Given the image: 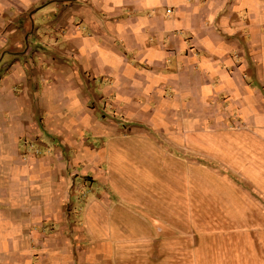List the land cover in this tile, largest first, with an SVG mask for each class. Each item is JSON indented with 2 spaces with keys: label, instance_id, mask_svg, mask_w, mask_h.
Here are the masks:
<instances>
[{
  "label": "crops",
  "instance_id": "obj_1",
  "mask_svg": "<svg viewBox=\"0 0 264 264\" xmlns=\"http://www.w3.org/2000/svg\"><path fill=\"white\" fill-rule=\"evenodd\" d=\"M0 64V264H264V0H0Z\"/></svg>",
  "mask_w": 264,
  "mask_h": 264
},
{
  "label": "rangeland",
  "instance_id": "obj_2",
  "mask_svg": "<svg viewBox=\"0 0 264 264\" xmlns=\"http://www.w3.org/2000/svg\"><path fill=\"white\" fill-rule=\"evenodd\" d=\"M2 63V62H1ZM1 65V64H0ZM1 68V66H0ZM229 127H231V124H228ZM261 137H264V134L262 136L261 133ZM174 145V144H173ZM177 145V144H176ZM170 146L169 148H164V150H166V152L168 151H174V153H170L169 154H173L175 156V158H178L179 161H182V165L191 166V157L196 158L197 160H199V155L195 154L193 152H191V146ZM167 152V153H168ZM136 156H133L130 158H133L136 160L135 158ZM264 157V156H263ZM68 168V176H69V180H70V184H69V192L72 193L73 196H71V201L72 202V198L74 199L73 204L72 205H68L66 208V213L70 212V208L73 206H77L78 208L81 207H85L88 205L89 202H91L93 199H96V197L98 196V194H103V193H109L107 196L103 194V197L105 198V200H107L108 202L111 201L112 195H110L109 190L107 189L106 185L103 184L97 177H94V175H92V169L90 170V166L89 164H73V163H68L67 164ZM89 167V168H88ZM82 170L84 173H82ZM87 172V173H86ZM78 177V178H77ZM75 179V180H74ZM77 179V180H76ZM169 182L165 181L163 186H169L170 184H168ZM181 189L182 188H187L186 186V180L180 178V183L178 185ZM99 194V198L100 197ZM151 197V196H148ZM152 198V197H151ZM191 196H187V195H179V204L182 205L183 203L187 204L189 201H191ZM149 203V202H147ZM170 203L176 204V200L173 202L171 201ZM152 204V203H150ZM140 213H143L146 215V213L144 211H140ZM183 210L181 211V213L179 212V214H183ZM180 218H182V215H180ZM153 229V228H152ZM154 232L156 234H158L156 229H153ZM188 262V258H181L180 259V264H187Z\"/></svg>",
  "mask_w": 264,
  "mask_h": 264
}]
</instances>
